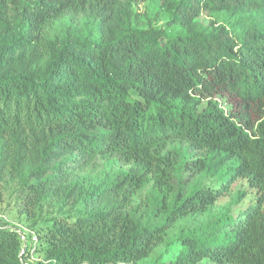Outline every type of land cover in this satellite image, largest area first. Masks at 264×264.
<instances>
[{"label": "trees", "instance_id": "1", "mask_svg": "<svg viewBox=\"0 0 264 264\" xmlns=\"http://www.w3.org/2000/svg\"><path fill=\"white\" fill-rule=\"evenodd\" d=\"M119 3L0 0V139H8L5 150L14 144L26 151L28 138L37 147L29 198L50 193L48 173L64 177L71 154L138 165L86 193L82 214L52 218L37 234L34 249L43 256L37 264H135L177 219L215 204L233 178L246 183L253 201L182 229L167 264H264V27L239 17L264 15V0H177L163 27L141 30L128 20L109 24ZM68 13H89L97 23L45 38ZM213 14L235 17L231 27L195 21ZM172 27L183 33L169 36ZM171 141L221 156L215 184L184 195L170 183L157 152ZM196 164L209 169L201 161L188 168ZM151 174L157 225L123 210ZM102 202L105 209L97 208ZM25 241L0 225V264H31Z\"/></svg>", "mask_w": 264, "mask_h": 264}, {"label": "rangeland", "instance_id": "2", "mask_svg": "<svg viewBox=\"0 0 264 264\" xmlns=\"http://www.w3.org/2000/svg\"><path fill=\"white\" fill-rule=\"evenodd\" d=\"M177 0H120L114 19L110 25L120 24L128 20L137 30L159 29L169 20L170 14ZM249 16L253 21L264 27V15L260 13H241L239 17ZM235 17V16H234ZM234 17L227 14H213L212 17L201 15L195 21L206 25L208 21L229 25ZM238 17V16H237ZM97 20L89 13H68L55 19L44 33L45 38L53 39L62 34L67 27H90ZM182 28L172 27L168 30L169 36L183 33ZM8 139H0V225L19 231L26 237L24 245L31 248L30 263L37 264L42 261V253L34 249L37 234L50 226V220L58 216L78 215L83 213L81 199L93 187L101 185L108 180H118L126 174L134 172L138 165L127 163L116 156H80L71 154L68 161L63 163L65 176L49 172L51 187L50 193L36 198H29L27 187L37 182L33 178V171L37 159V147L32 146L28 138V148L19 152L13 144L8 150L3 145ZM9 143V142H8ZM9 147V145H8ZM162 167H166L170 174V183H173L186 195L194 186L213 185L217 181L216 173L221 169L222 157L207 150H199L184 141H171L166 147L157 152ZM59 160L53 161L58 163ZM198 161L208 164L209 169L198 170L196 164L192 169L190 163ZM227 165L230 163L227 162ZM47 169V165L44 166ZM140 172H143L140 170ZM147 183L135 192L130 198L124 212H130L135 219L149 220L154 225L162 221V217L150 213V205L155 200V179L152 174ZM229 187L224 189L222 196L204 213L189 215L177 219L167 231L163 242L158 244L149 256L135 264H167L173 260L180 248L176 239L180 231L198 227L213 222L219 215L238 211L253 201L254 194L248 190L244 181L238 178L229 180ZM55 187L57 188L56 190ZM128 187L125 186L123 191ZM120 200L121 195L117 196ZM105 202L97 208L105 209ZM107 209V208H106ZM134 264V263H117ZM199 264H213L203 260Z\"/></svg>", "mask_w": 264, "mask_h": 264}, {"label": "built area", "instance_id": "3", "mask_svg": "<svg viewBox=\"0 0 264 264\" xmlns=\"http://www.w3.org/2000/svg\"><path fill=\"white\" fill-rule=\"evenodd\" d=\"M23 238V237H22Z\"/></svg>", "mask_w": 264, "mask_h": 264}]
</instances>
